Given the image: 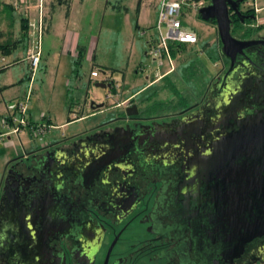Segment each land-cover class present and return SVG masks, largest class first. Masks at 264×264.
Wrapping results in <instances>:
<instances>
[{
	"label": "flooded vegetation",
	"instance_id": "af4514ba",
	"mask_svg": "<svg viewBox=\"0 0 264 264\" xmlns=\"http://www.w3.org/2000/svg\"><path fill=\"white\" fill-rule=\"evenodd\" d=\"M238 10L231 34L252 43L231 61L217 42L222 67L197 102L162 110L129 93L120 118L11 161L0 185V264H264V209L240 200L205 157L242 129L264 143V27L251 33L257 13L244 0ZM263 154H247L243 172Z\"/></svg>",
	"mask_w": 264,
	"mask_h": 264
},
{
	"label": "rangeland",
	"instance_id": "374dc122",
	"mask_svg": "<svg viewBox=\"0 0 264 264\" xmlns=\"http://www.w3.org/2000/svg\"><path fill=\"white\" fill-rule=\"evenodd\" d=\"M74 1L75 7L80 11L74 25L78 22L77 28L81 29V32L87 29V36L90 35L94 42L92 60L85 57L77 61V58L72 56H61L58 48L60 38H57L58 32L55 31L53 34L45 36L43 56L31 83L32 97L26 103V116L29 117V114H32L31 118L35 120L42 113L47 116L49 110L53 123L60 124L62 117H65L64 103L68 93L66 91L67 81L71 86L67 97L69 100L73 99L81 103L84 99L87 102L93 100L96 104L102 103L103 110L69 126L54 127L47 136V142H55L62 136L80 134L86 129L120 118L123 115L122 109L110 107L109 105L114 102L112 96L106 97V94H116L115 84L119 87L118 91L122 90L123 95L132 93L147 83L146 76L157 64L144 55L143 48L148 38L157 35V18L155 17L158 16V7H156L158 0H143L139 9H137V0H109L108 4H105V0H84L82 4H79V0ZM258 2L262 7L259 12L244 5L245 8L252 9L258 16L255 21H250L249 25L245 27L251 33L264 27L262 24V22L264 23V0H258ZM27 3L29 2L27 1ZM24 5L25 0H0V33L6 35L8 30L12 31L15 21L20 24L21 17H25L22 12ZM15 8L18 14L15 17L16 20L12 12ZM184 15L183 20L186 26L196 30L199 37L198 42L186 45L185 50L180 51V57L173 59L172 64L173 68L175 66V71L166 75L153 87L139 93L135 100H149L150 95L155 94L151 98H154L155 103L164 104L162 110L187 107L200 99L208 80L222 67L221 59L215 48L214 28L207 21L198 17L197 11L187 10ZM78 19L80 20L78 21ZM143 31L146 33L142 34ZM263 31L264 28L259 32ZM15 55H17V51L6 57V60L12 61L15 59ZM104 66L109 68H103ZM92 67L97 69V77L91 78ZM142 67L145 69L140 71ZM168 68L167 62L164 61L160 70L163 72ZM28 74L29 69L27 77ZM105 76L112 83V91L108 92V88L94 85L96 81H103ZM28 81V78L24 80L27 83ZM25 87L26 85L23 86L24 89ZM64 90L66 95H64ZM155 90L156 92H154ZM32 104L39 111L30 113ZM27 131L28 129L24 128L19 134L10 136L15 140H30L31 136ZM6 137L3 138L8 141ZM34 144L37 148L42 147V143L38 139ZM25 147L27 150L31 149L29 143Z\"/></svg>",
	"mask_w": 264,
	"mask_h": 264
},
{
	"label": "crops",
	"instance_id": "0c3cea01",
	"mask_svg": "<svg viewBox=\"0 0 264 264\" xmlns=\"http://www.w3.org/2000/svg\"><path fill=\"white\" fill-rule=\"evenodd\" d=\"M83 2L84 0H79V4H82ZM108 3H109V0H105V4H108ZM159 3H160V0H158V4H156L157 5L156 7L159 6ZM142 4H143V0H141V5ZM9 11H10V8H9ZM12 12L14 14V18L17 17L16 16L17 9L15 8ZM22 12L24 13L23 15H25L24 18L27 19V24H28L29 19L34 16V10L33 9L26 10L25 8H23ZM79 12L80 11L77 9V7H75L74 0H45V18H44L45 30H44L42 41H41V50H42L41 58L43 56L45 36L53 34L55 31H57L58 32L57 38L60 37L59 42H58L59 43L58 48H59V52L61 56H66V57L72 56V57H75V59L77 58V61L84 59L85 57L92 60V52H93L92 47L94 43L92 42V37L90 35L87 36V29H84L81 32V29L77 28L78 22L77 24L74 25V23L77 21ZM155 18H157V16ZM79 20L80 19H78V21ZM184 24L186 25L185 22ZM209 25L215 30V41H216V44H218L217 43L218 42L217 30L210 23ZM7 27H10V26H7ZM189 28H192V27H189ZM12 31L8 30L6 32V35L4 33H0L2 34L0 35V46H1V49H0V134L4 132L3 121H5V119L7 118V115H9V113L11 112L10 106L15 102L24 99L27 93V90L29 87V81H30V70H29V74L27 77V70L29 69V67H28V63L26 60V53L31 44V38L29 37L28 34L26 36L22 33L24 32V30H22L21 24L16 23V21H15V25L13 26ZM145 33L146 31L142 32V34H145ZM149 40L150 38L146 40V45L143 48V53L146 57H148L146 54V51L148 48ZM198 40H199V37H198ZM89 43H92V44L90 45ZM186 45H193V44H180L173 48L175 51V56L172 55L173 59L175 57H180V51H182V49L185 50L184 48L187 47ZM3 47H5L6 49H3ZM14 51H17V55H15L16 56L15 59L9 62L8 60H6V57L10 56ZM103 68L107 69L109 67L104 66ZM144 69L145 68L142 67L140 71H143ZM156 69L157 67H155L152 71H149V74L146 76V78L148 79L147 83L143 85L142 87L138 88L137 90L133 91L132 93H141L149 89L150 87H153L157 82L163 79L166 75L175 71V66L173 70L168 73H165L167 70H163V72L160 70V72L163 73V76L160 78H156V75H155ZM92 70H94L93 67L91 68L90 73ZM27 78L29 79L28 83L24 82V80H26ZM101 82H106V81L104 79ZM24 85H26L25 89L23 88ZM70 87L71 86L69 82L67 81L66 91L68 93L71 90ZM115 91L117 95L115 96V99L112 100L114 103L110 104L109 106L114 107V108H120L122 105L121 106H117V105L123 103L124 99L126 98V95H123L122 90L118 91V89L115 88ZM154 92H156V90ZM68 93L66 95L65 90H64V95H66V99H65L66 101L64 103V106L66 110H65V117L64 116L62 117L60 124L58 125L54 124L51 116L49 115V110L47 111V119L49 123H51V125H53L56 128L66 127L78 121L85 120L88 116L93 115L95 113L94 112L95 109L97 108H100L98 112H101L103 110L102 103L96 104L93 100H91L90 102H87L86 99H84L83 103L78 102L77 100L74 101L73 99L69 100V98H67ZM152 95L154 97L155 94H151L150 96ZM30 97H32V93ZM31 107L32 109L30 110V113L39 111L38 108L34 104H32ZM74 113H75V117H74ZM31 115L32 114H29V117H28L29 119H32ZM52 130L49 133H51ZM49 133L45 137L46 142H47V136L49 135ZM3 137H6V136H0V185H1L2 176L13 159H16L19 156L26 157L27 155L36 151L39 148V147L38 148L36 147V145L34 144L35 140L32 138H30V140H25V141L18 139L19 140L18 141V140L13 139L11 136H8L6 137L8 141H5ZM28 143L30 144V147H31L30 150H27L25 147V145Z\"/></svg>",
	"mask_w": 264,
	"mask_h": 264
},
{
	"label": "built area",
	"instance_id": "2783aa9c",
	"mask_svg": "<svg viewBox=\"0 0 264 264\" xmlns=\"http://www.w3.org/2000/svg\"><path fill=\"white\" fill-rule=\"evenodd\" d=\"M27 1L29 3H27ZM207 4V0H160L157 16V35L150 37L147 56L156 62V78L163 76L160 68L166 61L169 68L165 73L173 70V57L171 49L180 44H195L198 35L192 28L187 27L183 22L184 13L197 11L200 7ZM244 5L252 7L255 12H259L262 7L258 0H244ZM24 8L34 10V16L28 21V35L31 44L26 53V60L30 70V85L23 100H19L10 106V113L3 121L4 132L0 136H10L19 134L22 129L27 128L32 139L39 140L42 145L46 144V135L54 128L49 123L45 114L39 115L35 120L26 116V103L31 96V83L36 69L41 61V41L45 30V0H25ZM92 77L98 76L97 70H92ZM109 78L105 76V81ZM115 88L118 86L115 84ZM126 103V100L124 101ZM75 117V113H74Z\"/></svg>",
	"mask_w": 264,
	"mask_h": 264
},
{
	"label": "water",
	"instance_id": "95a60500",
	"mask_svg": "<svg viewBox=\"0 0 264 264\" xmlns=\"http://www.w3.org/2000/svg\"><path fill=\"white\" fill-rule=\"evenodd\" d=\"M241 1L243 0H208L206 5L197 10V14L202 20L207 22L215 21L218 41L220 43V53L223 57L231 59V61L237 52H240L252 43L250 40H238L231 34L232 20L229 11L233 10L239 13L238 6ZM95 86L106 88L110 84L96 82ZM127 112L131 114L136 111L132 112L128 110ZM247 125H249L250 130H254L258 126H261L260 129L264 128V123L255 126L254 121ZM244 132L242 129L220 136L212 146L208 147L207 154L205 155L209 161L208 171L220 169L222 172H225V184L231 187L234 185L238 187L237 191L240 192V200L246 196L249 203L251 197L252 199L255 198L257 208L264 209V154L260 160H257L256 166L251 169L254 171L253 174L251 170L248 173L243 172L244 169H242H250L252 167L250 164L251 159L247 157V154L253 152L256 146L264 147V143L261 142L263 139L251 137L252 133L246 136ZM238 169H241L242 172L239 175V182L237 181L238 176L234 174ZM228 172H232V174ZM231 200L234 201L233 195L231 196ZM241 209L244 210L242 204Z\"/></svg>",
	"mask_w": 264,
	"mask_h": 264
},
{
	"label": "trees",
	"instance_id": "16d2710c",
	"mask_svg": "<svg viewBox=\"0 0 264 264\" xmlns=\"http://www.w3.org/2000/svg\"><path fill=\"white\" fill-rule=\"evenodd\" d=\"M140 5H141V0H137V9L140 8ZM113 7H114V5H113ZM251 11H253V10L251 9ZM197 16L200 17L198 14H197ZM20 24H21L22 30H24V32H22V33H23L24 35L27 36V34H28V24H27V19L24 18V17H21V22H20ZM0 49H1V46H0ZM3 49H6V48L3 47ZM171 52H172V55L175 56V51H174V49H171ZM94 70H97V69H94Z\"/></svg>",
	"mask_w": 264,
	"mask_h": 264
}]
</instances>
